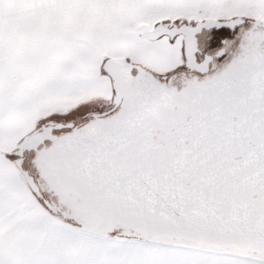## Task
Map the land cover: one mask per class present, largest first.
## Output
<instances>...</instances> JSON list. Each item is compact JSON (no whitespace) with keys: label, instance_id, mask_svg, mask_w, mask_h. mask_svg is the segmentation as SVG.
<instances>
[{"label":"snow or ice","instance_id":"obj_1","mask_svg":"<svg viewBox=\"0 0 264 264\" xmlns=\"http://www.w3.org/2000/svg\"><path fill=\"white\" fill-rule=\"evenodd\" d=\"M23 4L0 264H264V0Z\"/></svg>","mask_w":264,"mask_h":264},{"label":"rangeland","instance_id":"obj_2","mask_svg":"<svg viewBox=\"0 0 264 264\" xmlns=\"http://www.w3.org/2000/svg\"><path fill=\"white\" fill-rule=\"evenodd\" d=\"M0 23L6 30L17 32L26 29L30 24V13L26 10L23 0H14L13 6L0 16ZM22 102L38 104L41 102L39 95L23 98Z\"/></svg>","mask_w":264,"mask_h":264}]
</instances>
